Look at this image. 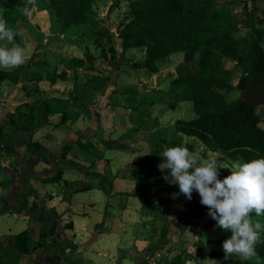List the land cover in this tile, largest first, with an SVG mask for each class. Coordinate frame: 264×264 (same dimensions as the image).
<instances>
[{"label": "trees", "instance_id": "16d2710c", "mask_svg": "<svg viewBox=\"0 0 264 264\" xmlns=\"http://www.w3.org/2000/svg\"><path fill=\"white\" fill-rule=\"evenodd\" d=\"M96 1L47 0L46 4L48 9L54 10L63 18L66 27H73L87 23ZM127 1L132 2L131 12L120 21L119 34L116 35L121 40L123 54L130 48L145 47L146 57L125 63L134 69L158 73L162 61L184 54L185 64L175 67L176 74L169 93H158L168 99L173 110L182 102L192 103L195 117L189 120L178 119L175 130L198 138L213 152L236 151L242 162L264 157V128L261 126L264 119V27L255 25V18L248 5V18L242 20L233 16L229 6H219L218 0ZM25 4L26 0H10L9 8L4 13L7 25L18 32L22 28H30L28 17L22 12ZM29 7L31 9L33 6ZM259 9L264 17V6ZM258 21L263 23L264 18H259ZM25 23L27 24L24 25ZM100 33L109 34L110 31L107 29ZM34 57L19 68L11 71L1 70L0 82L9 79L19 84L20 81L40 83L46 80L53 86L65 79V74L58 73V70L34 64ZM61 62L65 63L68 69L82 68L85 65L84 59L61 58ZM229 64L232 66L228 67ZM188 65H194L195 70H191ZM223 72L225 74L221 75ZM108 81V77H92L87 87H77L80 94L73 95V100L82 102L88 109L85 99L89 98V94L94 95L97 89L104 90ZM53 91L55 90L39 93L32 103L45 99L44 97L51 95ZM70 106V102L54 106L51 101L45 100L47 110L44 114L47 116L59 111L64 123L74 117L69 113ZM33 131L34 129L17 124L12 113H9L6 119H0V138L7 136L14 142L25 141L27 146L41 154L42 161L53 165L55 160L50 157L49 148L32 140ZM150 141L153 145L161 142L159 150H162L165 142L162 143L155 134L151 135ZM104 143L110 145L109 141L104 140ZM113 143L114 141H111V145ZM116 143L121 144L120 141ZM61 150L59 159L63 166L54 176L43 178L42 182H58L64 173L83 174L78 169L82 166L68 158L72 151L75 152L74 156L89 153L100 158L92 142L78 140L76 145L62 144ZM88 173L90 174L89 170L86 171V174ZM92 174L98 176L97 173ZM225 176L226 174L220 171L219 178L223 179ZM86 189L88 187L78 191ZM144 207L162 217L161 203L146 199ZM180 211L188 226H191L198 224L205 214L206 207L200 203V199L192 197L191 200L181 203ZM253 218L264 220V216L257 217L255 213ZM215 223L211 218L207 225L212 226ZM67 227L72 228L73 223H68ZM231 235V230L226 231L225 237L229 238ZM50 237L43 232L39 240H34L27 230L22 231L17 236L15 250L19 255H31L41 247H49ZM261 239L264 240V233H261ZM255 247L258 262L256 259L241 261L238 256H234L233 264H264V243H257ZM186 259L180 254L171 264H184Z\"/></svg>", "mask_w": 264, "mask_h": 264}, {"label": "crops", "instance_id": "0c3cea01", "mask_svg": "<svg viewBox=\"0 0 264 264\" xmlns=\"http://www.w3.org/2000/svg\"><path fill=\"white\" fill-rule=\"evenodd\" d=\"M255 2L264 4V0H255ZM2 19L5 20L4 15ZM134 49L136 48L128 50ZM142 49L146 51L145 47ZM34 60L36 65L49 67V60L44 59L41 63H35ZM66 69V72L71 74L75 68ZM158 73L153 75L158 76L155 75ZM171 82L166 88H161L160 92L169 93ZM47 83L49 84V81L46 80L40 83L23 81L24 86L14 90L15 97L12 99L8 94L14 82L9 79L0 82V119H6L9 113H12L17 124L34 129L32 140L40 142L49 150L52 145L49 138H58L59 135L58 149L50 150L49 153L52 155L53 152L54 156L50 157L57 160L62 153V144H76L70 141L69 137H63L65 131H62L61 127L58 128L60 124H57L58 127L54 130L51 127L54 117L59 115L61 119L62 113L59 111L52 113L50 120L44 124H34L40 110L34 108L37 102L32 103V101L39 95V90H48ZM61 86H64V83ZM59 88L58 81L51 90ZM60 91L64 92V88ZM44 101L45 99H41L38 102L44 103ZM58 101L53 102V105H58ZM87 108L82 102L71 101L69 113L74 117L61 124L62 127L76 126L80 129L84 115L77 110L83 109L87 113H92L91 109ZM158 110L159 107L155 109L152 118L148 119L154 125L150 132H157L156 135L161 136L159 131L165 129L162 121L166 115L156 113ZM137 113H140V116L142 114L140 111ZM140 116L132 119L137 126L141 125L144 129L148 121L147 118H139ZM100 119L101 122L105 121L103 117ZM133 122L130 120V123L135 125ZM120 133L122 135L124 131ZM87 137L90 140L86 141L92 142L98 149L100 146L96 141L98 138L96 136L91 138L90 134ZM130 137L129 139H135L136 136L134 134ZM179 137L195 139L185 134ZM142 140L137 143L138 146L133 142L127 150L108 148L104 153L101 152L103 158L96 162L89 159L88 153L74 156L75 152L72 151L68 155L69 159L77 161L76 163L85 161L90 164L84 169L78 168L83 174L64 173L61 180L55 183H44L41 180L54 176L63 164L59 166L58 163L53 165L45 163L41 154L27 146L25 141L8 140L9 143H0V264H169L173 262L174 255L164 254V250L171 249L164 248V243L158 245L163 234L162 236L159 234L156 238L153 230L154 221L160 220L168 224L166 201L161 198V194L166 190L159 187L165 181L163 175L166 172H161L158 168V164L163 162L160 155L167 147L164 150H157ZM163 145L166 146L165 143ZM135 147L137 148L134 149ZM127 164L136 167L132 171L134 181L126 178V174L131 173L126 172ZM90 165L93 169H89ZM99 165L102 169H98ZM87 170L90 174H86ZM92 173H97L98 176ZM84 187L88 189L78 191ZM155 194H158V199L154 198ZM146 199L162 204V217H158L157 212L144 207ZM177 220L185 221L187 225L181 213ZM70 222L73 223L72 228L67 227ZM25 230L34 240H39L43 232L49 234L50 246L41 247L31 255H19L15 250L17 236ZM186 248H188L187 259L184 264H217V262L233 264L234 261V257L225 261L223 255L213 256L210 252V259L205 262L208 257L204 255L203 247L191 244Z\"/></svg>", "mask_w": 264, "mask_h": 264}, {"label": "rangeland", "instance_id": "374dc122", "mask_svg": "<svg viewBox=\"0 0 264 264\" xmlns=\"http://www.w3.org/2000/svg\"><path fill=\"white\" fill-rule=\"evenodd\" d=\"M46 3L47 0H37L36 5L30 9L31 15H27V23L30 24V28H22L19 32L20 35L15 36L14 40V42L23 47L28 54L26 62L34 56L35 63H41L44 59H46L50 61L47 62L51 70L55 69L65 74L64 81H59L60 88L55 89L51 95L45 96V100H49L52 103L60 100L58 101L59 104L69 100L68 102L71 103V101H73V95L75 96L76 94H80L77 92V87H87L92 77H108L109 79L107 87L104 90L97 89L94 95L89 94V98L85 99L87 107L91 109L92 113L83 111L85 108L77 110L82 112L84 115V122L82 126H79L80 129L76 126H68V128L65 126L62 127L63 125L61 124H63V122L60 121V116L57 115V117L52 119L54 122L51 123L53 130L60 124L58 128L61 127L62 131H65L63 133V137H69V140L75 142V144H77L78 140L88 143L89 141H86L90 140L87 137L88 134H90L91 138L96 136L98 139H95H97L96 141L100 145V149H97V152L100 154V158L96 155L87 154L90 160H95L94 162L102 159L103 154H101V152L104 153V151L108 148L113 149L118 147L127 150L130 149L133 142L136 143V146H138L137 143H139L142 139V141L144 143H148L150 147L159 150L161 142H157L153 145V140H149L151 139L150 134L156 135L157 132H150L154 125H152L148 119L152 118L153 113H155V109L159 107V110L156 113H160L161 115L164 114L166 116L165 118L163 117L162 121L165 129L159 131L161 136L157 135V139H161L166 143H173L165 144L166 146L162 145L163 150L166 147L184 145L190 151H194L198 148L201 155L205 158L209 156L217 157L221 165H230L233 161L242 162L240 155L236 151L226 153L213 152L196 137L195 139H191L190 137L180 138L179 136H182V133V135L178 136L180 133L175 130L176 121L180 118L189 120L195 117L192 111V103L182 102L178 105L177 109L172 110L168 105V99L161 97L158 93L162 91L161 88H166L173 80V77L176 74V70L174 68L177 65L185 64L183 53L173 57V59L171 58L162 61L160 64V73L155 74L158 76H154L152 72L145 69H134L125 63L129 60H142L146 57V51L145 49H142V47H137L133 51L127 50L123 54L121 40L115 32V30L118 32L120 21L123 18L128 17L130 14L132 8L131 1L97 0L93 6L92 15L89 17L87 23L81 26L73 27H66L63 18L57 15L54 10L48 9ZM217 4L220 6H229V8L233 11V16L242 20H246L248 18L249 11L248 8H246L248 5L255 18V25L260 28L264 27V22L260 23L258 21L259 18H264L262 16L261 9H259V5H261V7L264 6L262 2L256 3L255 0H218ZM9 5L10 0H0V18H2ZM239 26L241 27V25ZM107 29L110 31L109 34L100 33V31ZM0 46L11 47L12 45L7 44V42L4 41L0 42ZM61 58H81L85 60V65L82 67V70L80 68H75L74 71L69 74V72H66V64L61 62ZM188 66L191 70H195L194 65ZM231 66L232 64L228 65V67ZM224 74L225 72L221 75ZM68 75H70V77H68ZM62 83H64V86H61ZM23 86V84L22 86H19L16 83L11 85L8 94L10 95V98L13 99L15 97L14 90H19V88H22ZM51 87L50 82L49 84H46V88L48 90H51ZM62 88H64V92L60 91ZM39 91L41 93L46 90ZM98 95L100 96L99 99ZM3 97L5 96L3 95ZM44 104L45 101L44 103L37 102V104L34 105V108H36L37 111L40 110L38 111L39 114L37 116L36 123H34L35 125L44 124V122L49 121L50 117L53 115L52 113H49L47 116L44 114L46 112ZM154 105L157 106L154 107ZM166 106L168 107L167 109ZM137 111L142 113L141 116L139 115L140 113H137ZM114 113H116V116ZM138 116L143 119L147 118L146 121H148V123L144 129L143 126H137L136 123L133 122L132 118H136ZM101 117L104 118V122L100 121ZM106 120L108 123H106ZM130 120L136 126L131 124ZM261 126L264 128V119ZM23 127L28 128L25 126ZM123 131L124 133L121 135L120 132ZM93 132L94 135H92ZM134 134L136 136L135 139H129L131 138L130 136H133ZM8 140L7 136L1 137L0 143H9ZM49 140L52 141L50 150H57L59 147L58 140H60L59 135L58 138H49ZM104 140L109 141L110 145L107 146L104 143ZM111 141H114L112 145ZM117 141H120L121 144L117 145ZM4 147L5 145L3 148ZM136 148L137 147L134 149ZM50 156H54L53 152ZM59 158L55 160V163H58L60 166L62 165V161ZM154 162L156 163V161ZM78 163L83 167L82 169L90 164V162L85 161H78ZM125 166L126 172H131L126 174V178L134 181L132 171L136 167L130 166V164ZM89 169H93V166L90 165ZM98 169H102V166L99 165ZM168 171L169 170L167 169L164 170L166 173ZM220 171L227 175L231 174L230 169L221 168L219 170V175ZM117 174L119 175V173ZM28 180L30 181L31 179L29 178ZM159 187L166 190V192L161 194V198L166 201L168 224L160 220L154 221L153 230H155L154 234L156 238L159 234L160 236L163 234V237L158 245L164 243V248L171 249L168 251L164 250V254L166 256L167 254L172 256L174 255L175 258L177 255L181 254L186 258V252L188 250L186 247L192 244L199 245L204 248V255L208 257L205 262L209 261L210 252L213 256H224L222 243L225 239H227V237H225L226 231L222 228L216 227V223L212 226L207 225V222L211 219L208 214L207 207L204 216L199 220L197 225H185V221H179L177 219L178 215L181 213L180 205L187 199L183 194H180L175 199L172 196L173 193H179V186L170 185L164 181V183L159 185ZM157 196L158 194H155L154 198L158 199ZM192 197L201 199L199 193L195 190L193 191ZM252 219L253 221L259 220L262 224L264 223L262 218L254 219L252 216ZM181 223L184 224V226H182ZM165 230L168 231L164 233ZM187 243L189 244L187 245Z\"/></svg>", "mask_w": 264, "mask_h": 264}, {"label": "clouds", "instance_id": "9594fccd", "mask_svg": "<svg viewBox=\"0 0 264 264\" xmlns=\"http://www.w3.org/2000/svg\"><path fill=\"white\" fill-rule=\"evenodd\" d=\"M36 3L37 0H26L22 12L31 15L29 6L34 7ZM17 35L20 33L0 18V42L12 45L0 46V69L11 71L26 62L28 54L14 42ZM160 156L163 162L158 168L161 172L169 170L163 179L179 186V193H173V198L183 194L191 200L195 190L200 195V203L216 221V227L231 230L232 235L222 243L224 260L238 256L241 261L256 259L258 262L255 246L264 243L261 239L264 224L253 221L252 216L253 213L264 216V157L221 165L217 157L205 158L198 148L190 151L184 145L168 147ZM221 168L230 169L231 174L220 179Z\"/></svg>", "mask_w": 264, "mask_h": 264}, {"label": "water", "instance_id": "95a60500", "mask_svg": "<svg viewBox=\"0 0 264 264\" xmlns=\"http://www.w3.org/2000/svg\"><path fill=\"white\" fill-rule=\"evenodd\" d=\"M115 32H116L117 35L119 34L116 30H115ZM22 84H23V82L20 81L18 85H19V86H22ZM99 98H100V96L98 95V99H99Z\"/></svg>", "mask_w": 264, "mask_h": 264}]
</instances>
